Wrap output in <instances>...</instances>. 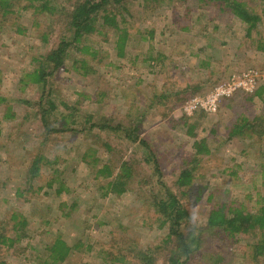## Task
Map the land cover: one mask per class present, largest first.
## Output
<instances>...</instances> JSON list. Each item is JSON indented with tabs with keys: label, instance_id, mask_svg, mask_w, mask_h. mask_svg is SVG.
Masks as SVG:
<instances>
[{
	"label": "rangeland",
	"instance_id": "rangeland-1",
	"mask_svg": "<svg viewBox=\"0 0 264 264\" xmlns=\"http://www.w3.org/2000/svg\"><path fill=\"white\" fill-rule=\"evenodd\" d=\"M244 2L263 23L264 0ZM220 5L130 0L128 43L122 56L116 55L112 39L105 42L92 34L83 41L96 50L95 56L70 52L48 78L56 106L49 120L72 112L75 121L68 126L76 131L62 133L45 131L37 114L31 113L38 112L34 104L41 89L20 79L36 68L34 57L57 45L63 24H51L31 7H16L9 22H0V95L6 98L0 103V231L17 238L10 247L0 246V260L44 264L43 249L56 236L73 247L58 264H111L105 253L114 236L153 247L167 226L157 220L159 215L146 199L150 189H140L139 179L155 180L151 160L188 208L189 226L203 225L210 209L222 202L239 203L251 211L264 203V134L246 130L228 137L238 114L249 120L264 116V101L243 99L235 104L231 99L245 91L235 86L243 74L253 72L256 84L264 80V50L256 48L264 42V26L248 35L246 25ZM80 60L87 62L88 71ZM86 117L89 124L120 129L93 128L88 135L84 128L89 124L82 122ZM133 126L136 141L131 139ZM199 139L207 153H195L193 142ZM85 153L90 155L84 158ZM92 153L113 167L123 160L131 164L133 175L124 193L105 188L111 178L95 175L100 164L92 161ZM35 154L56 160L57 172L41 166L36 180L28 181ZM186 167L193 168V180L187 195L180 196L175 181ZM51 178L55 179L49 187ZM60 182L67 191L58 195L54 190ZM13 213L21 216L17 220L26 218L27 224L17 225ZM261 238L264 231L259 230L233 239L210 236L207 246L226 254L222 264H264V255L255 262L250 257L251 246ZM189 264L214 263L201 255Z\"/></svg>",
	"mask_w": 264,
	"mask_h": 264
},
{
	"label": "trees",
	"instance_id": "trees-1",
	"mask_svg": "<svg viewBox=\"0 0 264 264\" xmlns=\"http://www.w3.org/2000/svg\"><path fill=\"white\" fill-rule=\"evenodd\" d=\"M130 0H63L62 3L59 0H0V22H9L14 13L19 7L21 10H25L29 7L33 8L35 14H44L51 20V24L57 21L63 24L60 31L59 41L55 47L49 49L48 52L34 57L37 62L36 68L32 71L26 72L24 77L20 79L25 85L29 81L40 87V96L35 101L34 106L37 107V111H31V113L37 114L40 124L48 131H55L56 133H62L64 131H76L73 128H69V124H73L74 118L72 112L68 114H61L60 117H56L53 121L49 118L55 113V103L51 99V88L48 85L49 77L53 75L60 66H62L70 52L85 53L90 56H95L96 50L89 44H86L83 40L87 41L88 36L101 35L102 40L108 42L112 39L113 48L116 55L122 56L125 52L126 45L128 43V32L126 30V18L130 11ZM200 2L218 3L223 10L231 12L238 20L246 25V33L249 35L253 30L257 29L260 24L264 26V22H261V17L251 11L244 0H198ZM21 3V5H17ZM189 10H186V14ZM0 23V24H1ZM191 25H188V27ZM187 28V27H186ZM18 32H23L20 28H16ZM152 34V31H150ZM45 36V35H44ZM44 39V37H42ZM257 50H264V42H258L256 45ZM76 62V61H75ZM83 71H88L89 67H84L87 64L85 60H80ZM28 81V82H27ZM237 96H232L235 104L239 100H245L251 102L254 98L264 101V84L262 81L258 82L251 91H238ZM227 97V98H230ZM6 101V98L0 95V103ZM233 102V103H234ZM67 104H64L66 106ZM68 108H71L67 106ZM6 115L13 116L11 112H7ZM59 118L62 121L59 122ZM90 117L83 119V123L89 124ZM49 121V122H48ZM53 122L52 129L49 128V123ZM139 122V121H138ZM140 123V122H139ZM264 116L249 120L242 114H238L228 137L235 135H243L244 131L256 132L258 135L264 134ZM54 124L60 125L55 127ZM120 126H112L107 123H90L88 127L84 128L88 135H91L92 129H99L104 131L119 130ZM119 128V129H118ZM136 127L131 128L133 141L137 140ZM259 129V130H258ZM258 131V132H257ZM47 132V131H46ZM130 136V137H131ZM105 147L107 144H104ZM193 147L196 150V154L207 153L208 147L205 145L203 139H199L193 142ZM41 153V152H40ZM90 154H82V157L86 158ZM92 161L96 164H100L95 169V175L103 178H111L104 186L108 191L113 194L120 195L127 190L131 176L133 175V168L126 160L120 162L118 166L113 167V163L109 160H104L102 157L94 156L91 154ZM196 161V158H193ZM153 162V175L155 180L152 182L150 178H143L142 183L139 179L140 189H150L148 198L149 205L155 211V214L159 215L157 220H160L161 225L167 226V233L160 239L159 243L153 247H141L137 245L133 240L128 238L119 239L116 236L111 238V249L105 253V261L111 264H157V261L162 264H189L196 256L208 257L214 264H222L226 257L225 253H221L218 250L209 248L207 246L208 238L210 236L219 239L229 238L233 239L237 235H247L248 233L255 232L257 230L264 231V203L258 204L255 211L244 208L241 204L235 202H222L216 206H213L208 215L206 216L203 225H191L189 226L187 221L189 217V211L184 206L177 194L172 193L166 182L162 180L161 170L157 162ZM56 160H50L45 158L42 154H35L31 160V164L27 169L28 181L36 180V177L41 169V166L48 167V169L57 172L54 168ZM93 162L91 164H94ZM55 178L47 181L46 184L51 187ZM193 180V168H183L177 178L176 185L179 187L178 195H187V188L191 186ZM152 182V183H151ZM156 184V187L154 186ZM31 188L32 186H28ZM20 190V189H18ZM56 194H60L63 191H67L65 185L60 182L58 187L54 190ZM145 192V191H144ZM143 192V193H144ZM149 207V206H148ZM149 207V208H151ZM151 208V209H152ZM17 213H13L12 220H16L17 225H26L27 219H18ZM16 237L10 236L5 232L0 231V246H12L16 242ZM72 246L64 241L60 236L48 244L43 249L46 252L47 258L42 263L44 264H58L63 262L69 253L72 251ZM213 249V250H211ZM211 250V251H209ZM15 255L14 252H12ZM264 255V239L257 240L255 244L251 246V261H259ZM41 263V262H40ZM0 264H6L5 261L0 260Z\"/></svg>",
	"mask_w": 264,
	"mask_h": 264
},
{
	"label": "built area",
	"instance_id": "built-area-1",
	"mask_svg": "<svg viewBox=\"0 0 264 264\" xmlns=\"http://www.w3.org/2000/svg\"><path fill=\"white\" fill-rule=\"evenodd\" d=\"M249 72H251V71H249ZM249 72L243 74V75H245L244 78H242V79L240 78L237 80V82L235 84V86H238L237 88L243 89L245 91H251L254 88V86L256 85L254 74H253V72H251V73H249ZM263 84H264V80H263ZM219 90H220V88L217 89V92Z\"/></svg>",
	"mask_w": 264,
	"mask_h": 264
}]
</instances>
